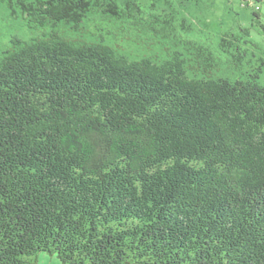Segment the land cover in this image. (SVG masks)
<instances>
[{"label": "trees", "instance_id": "16d2710c", "mask_svg": "<svg viewBox=\"0 0 264 264\" xmlns=\"http://www.w3.org/2000/svg\"><path fill=\"white\" fill-rule=\"evenodd\" d=\"M212 3L0 0L41 29L0 45V264H264V82L214 75Z\"/></svg>", "mask_w": 264, "mask_h": 264}, {"label": "rangeland", "instance_id": "374dc122", "mask_svg": "<svg viewBox=\"0 0 264 264\" xmlns=\"http://www.w3.org/2000/svg\"><path fill=\"white\" fill-rule=\"evenodd\" d=\"M244 1L250 4H246ZM261 2L257 4L262 7L258 19L252 14L255 3L251 0H213L212 8L203 9L194 14L192 18L194 21L193 34L197 37L200 36V39H205L210 45L217 63L213 70L216 77L239 78L249 71L257 73L258 80L264 82V3ZM7 12L9 11L7 10ZM59 28L62 29V27ZM85 28L87 32L82 34V40L95 42L102 35L108 45L114 43V41L109 40L111 34L107 33V28L101 20L96 19L88 23ZM240 28H247L249 31V36L242 37L239 39L241 43L237 44L243 49L242 56H239L237 48L233 51L234 54L238 55L237 57L221 52L218 49V41L221 35L224 32H237L240 34ZM39 33H41V29L28 26L21 14L0 17V45L5 39L11 38L12 35H17L22 40H29L34 36L37 37ZM63 35L64 37L74 36L70 33ZM146 36L147 42L155 44L152 45L153 52H157L161 40L158 41L153 36ZM244 40H247V42H244ZM126 47L128 53H132L133 56L136 55L133 42L128 41ZM149 51L144 48L140 49L142 54ZM38 262L39 264H61L55 255L44 252L38 253Z\"/></svg>", "mask_w": 264, "mask_h": 264}, {"label": "built area", "instance_id": "2783aa9c", "mask_svg": "<svg viewBox=\"0 0 264 264\" xmlns=\"http://www.w3.org/2000/svg\"><path fill=\"white\" fill-rule=\"evenodd\" d=\"M251 1H252L253 3H255V8H256V9H259V8H260V6L257 5V4H258L257 0H255V1L251 0Z\"/></svg>", "mask_w": 264, "mask_h": 264}, {"label": "crops", "instance_id": "0c3cea01", "mask_svg": "<svg viewBox=\"0 0 264 264\" xmlns=\"http://www.w3.org/2000/svg\"><path fill=\"white\" fill-rule=\"evenodd\" d=\"M261 3H264V0H262V2ZM262 8V7H261Z\"/></svg>", "mask_w": 264, "mask_h": 264}, {"label": "clouds", "instance_id": "9594fccd", "mask_svg": "<svg viewBox=\"0 0 264 264\" xmlns=\"http://www.w3.org/2000/svg\"><path fill=\"white\" fill-rule=\"evenodd\" d=\"M261 1H262V0H261ZM261 1H259V2H261ZM244 2H245V1H244ZM259 2H258V3H259ZM260 9H261V7H260Z\"/></svg>", "mask_w": 264, "mask_h": 264}]
</instances>
